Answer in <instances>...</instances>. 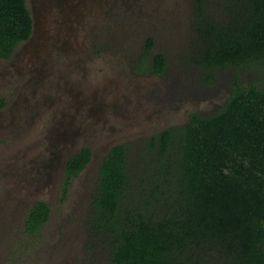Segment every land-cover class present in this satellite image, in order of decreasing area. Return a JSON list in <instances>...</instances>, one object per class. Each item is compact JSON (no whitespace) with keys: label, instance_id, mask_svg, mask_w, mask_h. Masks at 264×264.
Wrapping results in <instances>:
<instances>
[{"label":"rangeland","instance_id":"obj_1","mask_svg":"<svg viewBox=\"0 0 264 264\" xmlns=\"http://www.w3.org/2000/svg\"><path fill=\"white\" fill-rule=\"evenodd\" d=\"M43 2L52 3L28 0L32 13L33 6L48 8L39 9L34 49L12 66L0 59V97L7 102L0 111V264H110V240L91 225L108 151L126 146L128 201L144 202L142 171L157 169L159 157L149 150L151 138L183 127L193 113L220 111L235 81L264 84L263 70L210 71L199 63L198 0H67L75 9L61 18ZM227 3L203 0V7L218 18ZM158 53L167 60L162 75L149 69ZM85 146L92 161L64 196V162ZM37 201L52 212L33 237L23 224Z\"/></svg>","mask_w":264,"mask_h":264},{"label":"trees","instance_id":"obj_2","mask_svg":"<svg viewBox=\"0 0 264 264\" xmlns=\"http://www.w3.org/2000/svg\"><path fill=\"white\" fill-rule=\"evenodd\" d=\"M198 1L199 63L210 71L254 65L264 75V0H228L218 18ZM33 27L28 0H0V59L12 58ZM153 47L150 38L146 55ZM166 65L158 53L149 69L162 75ZM148 146L159 157L157 169L142 171L144 202L128 201L125 145L113 146L99 170L91 225L110 240V264H264V84L235 81L220 111L193 113ZM93 153L86 146L68 160L64 196ZM51 212L34 203L23 232L38 236Z\"/></svg>","mask_w":264,"mask_h":264},{"label":"flooded vegetation","instance_id":"obj_3","mask_svg":"<svg viewBox=\"0 0 264 264\" xmlns=\"http://www.w3.org/2000/svg\"><path fill=\"white\" fill-rule=\"evenodd\" d=\"M35 1H40V0H32V2H35ZM51 4H49V5H47V2H43L44 4H46L50 9H52L53 11H60L61 13H59V17L61 18V15H63V14H65V12L67 13H72V10L73 9H75L74 8V5L73 4H69V3H67L66 5H64V3H66L67 2V0H51ZM54 6H56V8H54ZM53 7V8H52ZM39 9H48L47 7H40V6H38V7H36V6H33V13H34V15H33V13H32V16H33V19H34V27H33V33H32V35H31V37L27 40V41H25V42H22L20 45L22 46V49H21V51L19 50V46L17 47V49L15 50V52H14V54H13V56H12V58H10V59H8V60H4V59H1V60H4V61H7L9 64H11V66L12 65H14L13 63L15 62V58L16 57H19L21 54H23V53H25V52H28L29 53V51H31L30 49H34V47H35V39L38 37V28H39ZM62 19L63 20H65L64 19V17H62ZM60 44H56L55 43V46L56 47H60L59 46ZM19 50V51H18ZM70 50H72V48H69V51ZM21 52V53H20ZM48 62V60L47 61H45V62H42V64H45V63H47ZM30 65H32V63H29V66ZM34 66V65H33ZM30 72V71H29ZM32 72H34L35 74H36V72H37V68L35 67V69H34V71H32ZM34 74V75H35ZM38 74H39V71H38ZM36 77V76H35ZM48 77H49V74H48ZM34 78V77H33ZM38 78V84H40V85H43L45 82H44V80H42V78L41 77H37ZM37 84V85H38ZM5 108V107H4ZM1 110H3L2 108H0V111ZM32 110H33V108H32ZM2 126V125H1ZM86 147V146H85ZM84 148V147H83ZM80 151V150H79ZM78 151V152H79ZM77 152V153H78ZM77 153H75V154H73V155H71V156H69V157H67L66 158V160H65V162H64V172H66V165H67V162H68V160L71 158V157H73L74 155H76ZM94 154V153H93ZM92 161V160H91ZM91 163V162H90ZM86 169V168H85ZM84 169V170H85ZM65 178V177H64ZM36 203V202H35ZM34 204V203H33ZM33 204L29 207V209H28V212H29V210H30V208L33 206ZM27 216V215H26ZM24 225V224H23Z\"/></svg>","mask_w":264,"mask_h":264}]
</instances>
